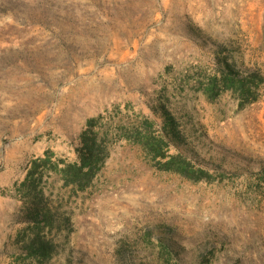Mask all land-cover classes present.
I'll list each match as a JSON object with an SVG mask.
<instances>
[{"label":"rangeland","instance_id":"374dc122","mask_svg":"<svg viewBox=\"0 0 264 264\" xmlns=\"http://www.w3.org/2000/svg\"><path fill=\"white\" fill-rule=\"evenodd\" d=\"M223 59L260 74L254 102L222 87ZM160 104L185 138L169 153L206 179L118 137L160 128ZM91 118L109 154L65 184ZM46 157L50 226L19 191ZM0 264H264V0H0Z\"/></svg>","mask_w":264,"mask_h":264},{"label":"trees","instance_id":"16d2710c","mask_svg":"<svg viewBox=\"0 0 264 264\" xmlns=\"http://www.w3.org/2000/svg\"><path fill=\"white\" fill-rule=\"evenodd\" d=\"M219 64L222 67V87L239 93L238 97L240 98L241 107L254 102L256 97L252 96V91L257 85L256 78L261 77L260 74L253 71L249 77L242 76L236 66L227 59L221 60ZM216 86L217 79H211L209 89L212 91V94H208L209 97L218 94V91L215 90ZM156 112L159 113L162 120L160 128L155 129V121L145 117L143 125L134 131L127 128H119L118 137L132 140L139 144L147 155L153 160H158L159 167L162 170L180 174L192 181L206 179L209 173L205 169L196 168L190 160L180 153H169L171 146L180 147L185 138L182 130L179 128L178 121L164 104H160ZM95 121V118L89 119L87 130L81 134L80 162L67 163L62 168L54 169L55 172L61 175L65 184L75 183L83 186V180L88 181L92 178L109 154L106 145L107 132L105 131L103 136L98 137V133L93 130ZM48 159L46 157L32 161V166L29 168L19 191L25 198L29 197V205H27V212L25 214L26 220L37 223L43 222L47 226H50L53 223L54 213L48 205L44 204V191L38 188L36 181L41 179V175L36 178L39 174L38 169ZM49 249L50 243L37 237L34 244L30 246L29 251L37 252L39 250L41 254L46 255Z\"/></svg>","mask_w":264,"mask_h":264}]
</instances>
